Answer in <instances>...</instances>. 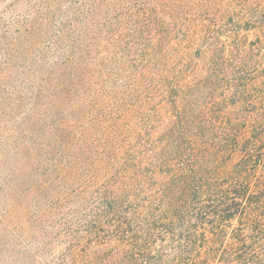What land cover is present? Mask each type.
<instances>
[{
    "label": "trees",
    "instance_id": "16d2710c",
    "mask_svg": "<svg viewBox=\"0 0 264 264\" xmlns=\"http://www.w3.org/2000/svg\"><path fill=\"white\" fill-rule=\"evenodd\" d=\"M119 2L16 0L0 15V264H264V0L225 39L180 42L182 64L149 84L161 101L138 149L116 145L101 103ZM97 122L99 144H85ZM19 191L32 203L16 230Z\"/></svg>",
    "mask_w": 264,
    "mask_h": 264
},
{
    "label": "rangeland",
    "instance_id": "374dc122",
    "mask_svg": "<svg viewBox=\"0 0 264 264\" xmlns=\"http://www.w3.org/2000/svg\"><path fill=\"white\" fill-rule=\"evenodd\" d=\"M15 1L0 0V15ZM252 1L120 0L118 7L121 6V8L116 10L117 43L111 67L113 76L111 81L105 83L104 87L105 91L110 93V98L106 97L101 101L102 104H110L108 108L111 109V119L115 124L114 135L117 146L128 144L138 149L141 142L146 143V108L154 109L161 101L160 93L156 91L153 95L149 84L154 80L155 83L160 82L165 64L171 63L173 66L180 62V42L185 40L188 35L197 32L206 36H222V39H225L223 34H226L236 20L234 17L238 18L244 14L246 7ZM141 9L143 11L145 9L144 14ZM126 12L129 14L128 23L124 20ZM138 13H141V20L136 18ZM146 15L158 24L157 29L153 30L150 35L147 34L145 28L139 27V24H145ZM46 44L49 46V41ZM95 117H97L95 112L86 113L83 118L80 117L78 128H75L74 131L80 132L83 127L92 126ZM106 124V122H97L96 126L91 128V134L85 140V144L86 142L87 144L90 142L99 144L102 130H104L103 126L105 127ZM11 127L12 125L9 124L7 129ZM41 127L43 139L46 138L48 143L54 142L55 150L61 149L65 143H56L52 129L49 131V127L45 124H42ZM3 134L2 131L1 136ZM75 138L71 132H68L63 138V142H75ZM0 141V147H3L1 137ZM36 141L41 142L42 140L37 138ZM53 147L51 146L52 149H54ZM72 152H76V149L70 145V150L63 153L67 156L69 153L73 154ZM52 165L54 166L53 163ZM38 167L40 166L36 163L35 168ZM7 174L8 172L5 171L0 176L5 178ZM24 178L26 179L28 176H24ZM1 182L0 180V186ZM31 183L32 181L28 180L24 185L27 187ZM10 196L17 205L15 210L18 209V213L14 214L10 228L17 230L19 225L25 221L23 219L24 212L18 207L31 205L32 199L21 191ZM5 209V203L1 201L0 213Z\"/></svg>",
    "mask_w": 264,
    "mask_h": 264
}]
</instances>
